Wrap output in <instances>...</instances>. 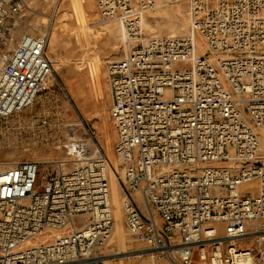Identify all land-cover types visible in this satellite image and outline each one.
<instances>
[{"label":"built area","instance_id":"2783aa9c","mask_svg":"<svg viewBox=\"0 0 264 264\" xmlns=\"http://www.w3.org/2000/svg\"><path fill=\"white\" fill-rule=\"evenodd\" d=\"M158 1L95 0L122 33L123 53L108 61L117 163L91 130L92 143L64 140L66 158L47 176L36 159L0 161V264H110L139 252L172 264H264V0H173L189 4L190 29L152 35L141 20ZM55 3L39 32L0 49L4 123L53 76ZM25 7L0 0V41L14 38ZM34 125L53 124L44 114ZM248 181L257 190L241 187ZM244 236L260 239V255L239 243Z\"/></svg>","mask_w":264,"mask_h":264},{"label":"bare ground","instance_id":"6f19581e","mask_svg":"<svg viewBox=\"0 0 264 264\" xmlns=\"http://www.w3.org/2000/svg\"><path fill=\"white\" fill-rule=\"evenodd\" d=\"M49 1L50 0H38L37 2L40 3V10L38 9V11H41L43 9H45V11L51 10L52 6L51 4H49ZM58 1L59 0H57V3H59ZM26 2L27 6L33 9V6L31 5V0H27ZM178 2H181L183 4L185 3L187 5V2L185 1ZM168 3V0H159L156 6L151 11L145 13L142 16L141 24L146 33L157 35L159 30L162 28L163 24L166 26V29L169 32H179L187 27L188 20L183 14V9L177 6L176 8H172L171 11H169L164 7ZM186 5L184 6V9H188L189 20L191 21L190 8ZM54 7L56 9L57 24L54 26L53 32L51 34L52 39L50 41V44L53 46L54 49L58 47L62 39V32L63 30H65V26L67 25L68 27L66 28V31L67 34H69V39L66 43V48L69 51L71 57H73L74 59L72 64L68 65L64 63L63 60H61L59 57H55L53 59L50 55L53 63V76L51 77L50 81L46 84L45 88H50L54 86L55 78L57 77L56 72L67 77L71 73V70L73 68L77 70L80 74H82V76L88 77L87 82H79L78 89L77 91H75L76 93L73 97L76 105L81 109L84 117L88 119L96 118L98 136L107 151L109 152V154H111L112 161L116 164L118 158L115 156L114 146L117 142V127L115 126L112 116L110 114V108L112 105L111 84H109L107 80L104 64L108 59L111 60L119 58L120 55H122L124 48L121 44H119L117 46H121L120 49L117 48V46L111 47L110 49H103V47L108 46L109 42H111V40L116 35L111 24L106 22L107 20L100 19L99 11L97 10L96 4L93 1L77 0L76 3L72 6L73 8H71V6H67V4H63L59 7L58 10V7L56 8V3ZM151 12H153V17H158L157 22H151V19L149 18L150 16L148 15ZM164 14H167L169 17L163 18ZM16 24H18V28L16 27L15 32L22 31V27L20 26L21 23L19 20L16 21ZM97 25H100V27H98ZM148 30H150V33ZM121 38L122 33L120 31V41ZM14 39L15 38H9L4 41H0L1 50L5 51L14 46ZM197 39L200 41L201 37L198 36ZM91 95L93 97V105L91 101L92 99L90 98ZM68 114L70 116H73L72 111H70ZM22 120L23 119H19V121ZM70 125L74 131L72 136L84 137L87 141L92 143V138L90 135L87 134L85 130L86 128L83 126L81 118L73 119ZM258 152L260 156L264 158V134L261 137V143ZM36 153L38 155H41L45 162L60 161L66 158L65 151L61 152L60 155H58L57 157H54L49 153L41 152L40 150H37ZM13 158L15 159L3 161L1 160L3 158H1L0 156V161L4 164H10L24 160L19 159L17 155H13ZM36 160L41 161L40 159ZM122 174L123 172L119 171L118 168H115L111 172L113 192L116 195L122 193V185L120 181ZM252 183H255V181H248L242 184L241 187L251 185ZM135 195L139 199V203L142 208L146 210L147 208L141 200L140 192L136 191ZM115 212L117 218V234L119 235L118 238L120 239V242H124L126 240L125 220L122 203L121 200L118 201V197L115 203ZM217 226L219 228V232H224V225L222 222L217 223ZM238 241L242 246L246 245L253 247L255 249V252L257 253L256 255H258V252L261 249V242L257 236H244L241 237ZM146 254L148 253L139 252L131 256V258L133 259L132 264H172L171 262L168 263L163 260L158 261L156 260V258L153 257H145ZM125 261L116 263L110 262V264H129Z\"/></svg>","mask_w":264,"mask_h":264},{"label":"rangeland","instance_id":"374dc122","mask_svg":"<svg viewBox=\"0 0 264 264\" xmlns=\"http://www.w3.org/2000/svg\"><path fill=\"white\" fill-rule=\"evenodd\" d=\"M27 1V0H25ZM38 0H31V5L33 9L29 8L26 4L25 9L18 15L17 20L20 21L22 31L15 32L14 38L17 40L24 32H39L42 28L41 26V15L45 9L38 11L40 8V3L37 2ZM77 0H59L58 10L59 7L63 4H67V6H72L76 3ZM93 1L95 4V0ZM160 1H167V0H160ZM169 3L164 6L165 9L171 11L172 8L181 7L183 9V14L185 15L186 19L188 20L187 27L179 32H169L166 29V26L163 24L162 28L159 30L157 35H168V34H180L187 32L190 28V20L188 15V9H184L185 5L181 2H174L168 0ZM27 3V2H26ZM189 7V4L186 5ZM97 8V6H96ZM40 10V9H39ZM98 10V9H97ZM167 10V11H168ZM151 19V22H157L158 17H153V12L148 14ZM167 14L163 15V18H168ZM57 19V18H56ZM100 19L102 17L100 16ZM104 20V19H103ZM109 24H111L113 30L115 31V37L109 42L108 46L104 48H111L116 47L120 44V28L119 23L116 20H107ZM33 23V24H32ZM57 24V20H55L52 29L50 31L49 37V46L48 51L49 54L54 59L55 57H59L63 60L64 63L71 65L73 62V57L69 54V51L66 48V43L69 39V34H67L65 26V30L62 32L61 42L57 48H53L50 44L51 41V34L53 32L54 26ZM100 27V25H97ZM18 28V24H17ZM150 33V30H148ZM110 45V46H109ZM14 47V46H12ZM11 47V48H12ZM117 48L120 49L119 46ZM1 49V45H0ZM108 61L105 62V72L107 76V80L110 84V78L108 74ZM56 72V71H55ZM57 77L55 78L54 86L50 88H45L42 90L41 95L37 98L33 105L28 107L26 110L17 113L16 115L12 116L8 119L7 123H4L3 120H0V156L1 160H13V155H17L19 159L31 158V159H40L41 160V175L47 176L52 173L56 166L55 161L45 162L41 155H38L36 152L40 150L44 153H49L54 157L60 155L61 152H64L63 142L64 140L68 139L74 133L73 129L71 128V122L73 119H82L83 126L86 128V132L89 135L90 131L96 135L97 139L100 140L98 136V128L96 125V118L88 119L84 117L81 109L76 105L74 100L75 91H77L79 82L88 81V77L82 76L77 70H71V73L66 77L62 74L56 72ZM51 83V82H50ZM92 100L93 105V97H90ZM71 104V105H70ZM91 105V106H92ZM71 106V107H70ZM78 110V111H77ZM72 111L73 116H70L68 113ZM48 115L50 118L51 123L53 124L48 129H41L43 127L36 126L34 123H37L43 115ZM19 119H23L21 124L19 123ZM115 124V122H114ZM116 126V125H115ZM6 127H11L7 130ZM101 141V140H100ZM117 141V140H116ZM264 157V156H263ZM246 190H257L256 184L246 185L244 187ZM246 246V245H245ZM260 252V250H259ZM260 255V254H258ZM145 257L148 258H156L158 261H165L170 263L166 258L160 255H153V254H146ZM125 262L129 264L133 263V259L129 258Z\"/></svg>","mask_w":264,"mask_h":264}]
</instances>
